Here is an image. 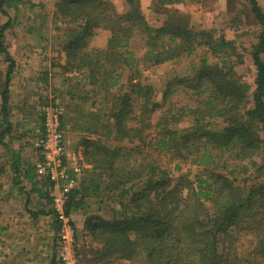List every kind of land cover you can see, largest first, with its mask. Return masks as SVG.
Instances as JSON below:
<instances>
[{
  "label": "trees",
  "instance_id": "obj_1",
  "mask_svg": "<svg viewBox=\"0 0 264 264\" xmlns=\"http://www.w3.org/2000/svg\"><path fill=\"white\" fill-rule=\"evenodd\" d=\"M124 1L126 8L120 10L114 0H57L52 11L40 13L57 27L68 25L61 45L67 57L63 69L79 72L77 77L103 96L108 110L107 138L84 142L90 184L80 180L65 204L71 218L84 204L90 208L84 228L97 246L90 249L91 257H84L86 264H264V179L250 174L252 166L264 169L263 6L259 0H244L258 30L250 43V81L240 72L246 47L238 37L169 21L155 25L148 13L149 8L161 12L162 7L203 0ZM44 2L0 0L2 14L15 11L0 24V56L7 63L0 93V145L5 148L13 128L11 84L17 70L7 29L21 5L45 7ZM99 29L110 32L106 43L89 45ZM138 45L144 48L139 55ZM201 48L206 52L200 66L190 75L169 78L160 100L158 89L144 83L147 69ZM210 56L217 59L210 62ZM182 88L191 94V104L174 101ZM184 121L189 124L180 127ZM13 156L12 186L23 193L27 174L21 172V158ZM163 157L191 159L196 170L172 172ZM30 214L35 219L51 215V226L59 231L54 208ZM242 235L253 239L243 255L238 252ZM75 236L76 256L83 263ZM49 264H58L54 256Z\"/></svg>",
  "mask_w": 264,
  "mask_h": 264
},
{
  "label": "rangeland",
  "instance_id": "obj_2",
  "mask_svg": "<svg viewBox=\"0 0 264 264\" xmlns=\"http://www.w3.org/2000/svg\"><path fill=\"white\" fill-rule=\"evenodd\" d=\"M35 1L37 3L44 2V0ZM48 1L50 2H44L45 7H41L39 4L32 8L30 3L21 5L18 17L13 21L15 23L7 29V44L17 61V70L11 84L9 117L13 122V128L6 138L9 148L0 145V264H49L52 256L55 257L58 264H63L60 258L59 231L55 232L52 228L51 215L39 216L35 219L30 214V211H37L44 207L54 208L52 198L50 200L46 197L45 200L36 199V195L33 196L35 190L28 194L29 190H33L37 186L48 190V192L50 188L47 178L40 177L36 172V165L41 159V154L35 141L38 132L44 126L41 106L44 103H49L62 107V117H64L62 125L67 151L77 152L80 155V162L84 169L88 164L85 162L83 153L85 140L88 138L105 140L107 138L104 128L106 123H109L105 118L108 110L105 107L103 96L100 97L93 93L91 86L85 83L82 76L77 77L80 76L79 72H65L63 69V65L67 63V57L61 45L62 42H65V33L69 27L63 24L58 28L46 17H42L40 13H44L43 11L49 8L52 11L54 7L52 3L57 0ZM259 1L264 8V0ZM114 2L118 9L126 8L124 0H114ZM149 9L148 13L155 25L169 21L187 27L212 30L215 34H224L227 38L238 37L239 44L246 47L242 51L246 64L240 67V72L249 75L247 78L252 80L254 68L250 60V43L252 39L254 41L258 30H256L254 18L249 12L246 1L203 0L200 3L162 7L161 12ZM10 12L11 16L15 15V11L10 10ZM10 15L0 12V24L10 20ZM96 34L91 37L89 45L103 46L110 32L99 29ZM30 42L33 46L26 47ZM21 45H25V48L22 49ZM247 48H249V52H247ZM134 50L138 55L144 53V48L141 45L135 47ZM205 52L206 49L201 48L194 55L182 56L178 60L147 69L142 79L144 83H149L158 89L160 100L169 78L192 74L193 69L200 66ZM216 59V57L210 56V62ZM53 62H55V66L52 67ZM6 68L7 63L3 61V56H0V93L3 88L1 82ZM83 82L85 85H81ZM173 99L185 104L192 103L191 94L183 88L176 93ZM1 121L2 115L0 114ZM188 124V121H184L180 127H185ZM220 125L219 121V125L216 126ZM67 140L70 145L72 144L71 149L68 148ZM14 152L21 158V172L27 174L23 176V179L28 191L23 190V193L14 188L11 182V165L15 160ZM162 160L163 164L175 173H181L184 170H191L193 173L196 170V165L191 159L177 161L167 160L163 157ZM176 163L180 169L176 168ZM88 165L91 167L90 164ZM250 170L253 177L258 180L264 179V169L257 170L252 166ZM90 173L92 175V172ZM26 196L29 198L27 204ZM49 197H51L50 192ZM89 212L88 204H84L80 211L72 214L75 235L79 234L77 249L84 261L81 263L77 257L79 264H86L84 257H91L90 249L97 246L92 240L91 234L84 228V221ZM82 244L86 246L85 253ZM252 244L253 239L250 235H242L239 240L238 252L243 255ZM54 250H56L55 253Z\"/></svg>",
  "mask_w": 264,
  "mask_h": 264
},
{
  "label": "built area",
  "instance_id": "obj_3",
  "mask_svg": "<svg viewBox=\"0 0 264 264\" xmlns=\"http://www.w3.org/2000/svg\"><path fill=\"white\" fill-rule=\"evenodd\" d=\"M41 109L44 126L38 132L35 141L41 154L36 172L50 182L49 192L54 209L61 220L59 229L61 261L63 264H79L75 252V227L71 216L65 213V204L71 190L78 186L84 167L77 152L67 151L62 125V107L44 103Z\"/></svg>",
  "mask_w": 264,
  "mask_h": 264
},
{
  "label": "crops",
  "instance_id": "obj_4",
  "mask_svg": "<svg viewBox=\"0 0 264 264\" xmlns=\"http://www.w3.org/2000/svg\"><path fill=\"white\" fill-rule=\"evenodd\" d=\"M21 46H22V49L25 48V45H21ZM23 65H25V64H23ZM67 143H68V148L71 149L72 148L71 147L72 144L70 145L68 140H67ZM90 170H91V167L88 164H86L85 165V169H84V173H83V177H82V180H81V182H85L86 185L90 184V178L93 177V175H91V173H90V172H92V170L91 171ZM33 190H35L34 193H33V196L36 195V199L45 200L46 192H45L44 189H42L41 187L37 186L36 188H33Z\"/></svg>",
  "mask_w": 264,
  "mask_h": 264
}]
</instances>
